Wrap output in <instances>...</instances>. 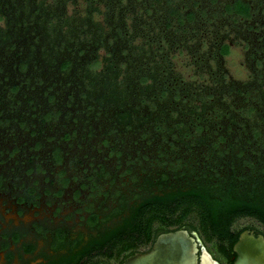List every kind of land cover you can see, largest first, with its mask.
<instances>
[{"label":"trees","instance_id":"16d2710c","mask_svg":"<svg viewBox=\"0 0 264 264\" xmlns=\"http://www.w3.org/2000/svg\"><path fill=\"white\" fill-rule=\"evenodd\" d=\"M194 17L185 0H0V156L35 153L98 202L70 264L177 228L264 236V70L231 78L223 26Z\"/></svg>","mask_w":264,"mask_h":264},{"label":"flooded vegetation","instance_id":"af4514ba","mask_svg":"<svg viewBox=\"0 0 264 264\" xmlns=\"http://www.w3.org/2000/svg\"><path fill=\"white\" fill-rule=\"evenodd\" d=\"M185 3L192 6L198 24L208 20L210 26H223L220 32L213 29L211 36L222 38L226 57L234 53V47L240 48L246 78L264 70V0ZM10 150L0 156V264H70L95 236L88 221L98 202L62 166H45L35 153L21 156ZM190 233L199 241L197 259L203 246L217 264H231L235 257L231 247L214 240L207 244ZM93 259L98 260L95 264H116L112 257L99 255L88 261L83 256L79 264Z\"/></svg>","mask_w":264,"mask_h":264},{"label":"water","instance_id":"95a60500","mask_svg":"<svg viewBox=\"0 0 264 264\" xmlns=\"http://www.w3.org/2000/svg\"><path fill=\"white\" fill-rule=\"evenodd\" d=\"M198 239L184 228L158 233L145 251H134L120 264H217L203 246L197 259ZM231 264H264V237L242 229L231 245Z\"/></svg>","mask_w":264,"mask_h":264},{"label":"rangeland","instance_id":"374dc122","mask_svg":"<svg viewBox=\"0 0 264 264\" xmlns=\"http://www.w3.org/2000/svg\"><path fill=\"white\" fill-rule=\"evenodd\" d=\"M234 53L229 55V56H224V65L226 68H228L227 70L230 72L229 74L231 75V78L235 79V80H245L247 77V71L243 68L242 65H240L241 62V58H240V48L239 47H234L233 49ZM176 60L178 59L179 62H182V60L184 59V55L183 56H176L175 58ZM178 69L183 71L184 73H187V71H189L188 67H184L180 64H178ZM248 220L246 219H240V220H236L235 221V225H240L243 223H246ZM194 232V231H193ZM195 234H197V236L203 241L206 242L208 244L209 240L208 238L203 234V233H197L194 232ZM143 248V247H142ZM141 248V249H142ZM96 262H98L97 259H93L91 260L88 264H95ZM115 262V260L113 261V263ZM116 263V262H115Z\"/></svg>","mask_w":264,"mask_h":264}]
</instances>
